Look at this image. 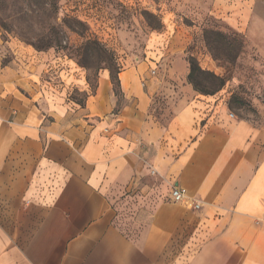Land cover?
<instances>
[{
    "label": "crops",
    "instance_id": "obj_1",
    "mask_svg": "<svg viewBox=\"0 0 264 264\" xmlns=\"http://www.w3.org/2000/svg\"><path fill=\"white\" fill-rule=\"evenodd\" d=\"M118 78L121 97L102 73L84 107L45 108L0 67V264H264V119L186 94L164 124L152 77Z\"/></svg>",
    "mask_w": 264,
    "mask_h": 264
},
{
    "label": "rangeland",
    "instance_id": "obj_2",
    "mask_svg": "<svg viewBox=\"0 0 264 264\" xmlns=\"http://www.w3.org/2000/svg\"><path fill=\"white\" fill-rule=\"evenodd\" d=\"M221 6L219 0H0V67L27 74L34 91L24 93H33L39 107L77 108L96 91L100 74L116 84L121 71L135 70L152 77V113L161 123L186 94L212 98L238 118L260 123L264 0H226V21L215 14ZM71 20L84 24L83 33L68 27ZM89 40L100 42L106 55L87 46ZM190 57L224 80L215 95L188 82ZM118 225L136 236L128 217Z\"/></svg>",
    "mask_w": 264,
    "mask_h": 264
},
{
    "label": "trees",
    "instance_id": "obj_3",
    "mask_svg": "<svg viewBox=\"0 0 264 264\" xmlns=\"http://www.w3.org/2000/svg\"><path fill=\"white\" fill-rule=\"evenodd\" d=\"M66 24L71 30L78 32V33H83L81 28L84 27V24L80 22L79 20L67 21ZM87 46L93 49H97V51L100 54L106 55L107 53L106 49L98 41L89 40L87 42ZM48 47H51V46H48ZM35 48L37 50L44 49V47H40V46H35ZM189 64H190V72L188 75V82L194 87V89L197 92H200L202 95L213 96L219 90H221L223 86L225 85L224 80L222 78H220L219 76L209 71L203 70L200 64L198 63V61L194 57H190ZM113 81L114 79L112 78L114 92L116 96L121 97V86H120L119 78H117L116 84ZM208 84L211 86H207ZM95 92H93L92 94H94ZM90 95L88 94L87 96L89 97ZM80 106L84 107L85 103L84 105H80Z\"/></svg>",
    "mask_w": 264,
    "mask_h": 264
},
{
    "label": "built area",
    "instance_id": "obj_4",
    "mask_svg": "<svg viewBox=\"0 0 264 264\" xmlns=\"http://www.w3.org/2000/svg\"><path fill=\"white\" fill-rule=\"evenodd\" d=\"M231 116H234L233 114ZM187 197V191L185 189L181 188H174L170 192V200L173 203H181L183 202ZM195 208L199 209L200 205L196 204Z\"/></svg>",
    "mask_w": 264,
    "mask_h": 264
}]
</instances>
